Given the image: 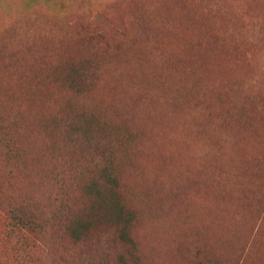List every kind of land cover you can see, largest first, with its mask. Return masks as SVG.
<instances>
[{
    "label": "rangeland",
    "instance_id": "1",
    "mask_svg": "<svg viewBox=\"0 0 264 264\" xmlns=\"http://www.w3.org/2000/svg\"><path fill=\"white\" fill-rule=\"evenodd\" d=\"M91 27L126 35L79 94L56 69L92 56ZM67 105L143 128L127 264H264V0H0V113L39 130Z\"/></svg>",
    "mask_w": 264,
    "mask_h": 264
},
{
    "label": "trees",
    "instance_id": "2",
    "mask_svg": "<svg viewBox=\"0 0 264 264\" xmlns=\"http://www.w3.org/2000/svg\"><path fill=\"white\" fill-rule=\"evenodd\" d=\"M23 1L26 8L50 2ZM121 28L91 27L84 37L95 48L92 56L58 64L56 72L71 91L82 94L98 85L97 55L118 48L126 35ZM25 127L19 117L0 115V264H36V253L62 264L76 257L77 264L137 259L140 212L128 199L123 169L143 128L122 113L109 119L74 112L70 105L39 130Z\"/></svg>",
    "mask_w": 264,
    "mask_h": 264
}]
</instances>
